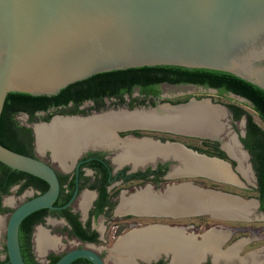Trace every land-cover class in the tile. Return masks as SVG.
<instances>
[{"label": "water", "instance_id": "obj_1", "mask_svg": "<svg viewBox=\"0 0 264 264\" xmlns=\"http://www.w3.org/2000/svg\"><path fill=\"white\" fill-rule=\"evenodd\" d=\"M143 66L220 73L241 79L264 93V0H0V112L8 93L18 91L52 95L66 84L84 77ZM203 91L207 95L190 96L176 102L160 101L154 105L130 107L118 105L92 109L89 113L55 112L48 119L37 118L26 125L31 128L35 149H48L50 155V145L37 146L34 127H45L47 140H55L63 124L54 126V119L84 126L79 130L83 136L77 143L75 140L72 142L79 133L77 131L71 133L73 138H66L71 146L68 147L70 156L90 147L117 152L121 147L98 142L94 131L97 126L91 124L94 127H89V124L92 120H107L114 114L136 112L147 121L111 128L109 137L115 140L146 139L158 146L173 144L180 147L184 155L180 157L173 152L154 150L142 156L135 153L134 158L129 157L117 165L129 163L131 168H136L153 165L158 159H169L174 165V172L201 174L218 181H229L222 177L220 169L215 170L218 172L215 175L197 163L192 168L186 166V157L191 155L199 160L222 162L225 170L237 177L230 162L222 157L198 152L174 139L160 140L129 132L120 134L138 128L215 139L226 154L233 157L223 145L220 135L226 128V106L211 99L214 87H207ZM228 94L250 103L239 94ZM215 107L216 110L212 109ZM201 109L215 116L209 121L211 125H206V114L199 115L201 112L198 110ZM240 121L243 123V118ZM209 125L213 127L207 130ZM240 133H243V129ZM231 136V141L241 148L233 132ZM242 150L247 157L246 150ZM0 162L35 175L47 184L41 192L16 204L5 221L7 260L10 264H25L18 244L19 222L36 209L53 207L58 179L53 167L45 160L1 143ZM237 165L238 162L234 167L236 170ZM182 188V194L175 192ZM192 190L201 196L188 199V193ZM218 195L224 198L221 200L223 203L217 201ZM146 197L137 205L136 211L173 217L201 213L214 217L251 218L256 216L258 204L256 198H243L191 181L171 183L162 192L149 193ZM76 257H84L92 264H103L99 255L87 247L70 248L50 264H68Z\"/></svg>", "mask_w": 264, "mask_h": 264}, {"label": "flooded vegetation", "instance_id": "obj_2", "mask_svg": "<svg viewBox=\"0 0 264 264\" xmlns=\"http://www.w3.org/2000/svg\"><path fill=\"white\" fill-rule=\"evenodd\" d=\"M164 84L180 85L186 88V90L189 88L198 89L203 95H207V92L203 91V89L210 87L192 82L173 83L160 81L155 85V91L143 92L137 85H134L130 92L120 93L122 97L121 99L115 96H103L101 103H95L92 99L86 98L81 100L80 103L76 105V108L83 109L84 112L92 109H100L105 106V104H103L105 98L112 99L113 102L111 104L114 106L123 105L130 107L141 104L154 105L160 101H165L163 99L167 100L168 98V95L163 94L161 91ZM182 92H184V90ZM214 92L216 95L229 93H218L216 88ZM185 94L186 92L182 93L176 101L185 100L188 97L195 95V92H191L190 95L180 98ZM212 96L213 94H210V97L213 100ZM241 101L250 105V103L245 100ZM84 102L88 103V108H82ZM71 108H73L71 101H67L63 105L59 104L56 106H50L46 109L35 110L33 112L35 115L33 118H30L24 111H16L13 114V118H15L17 114H23L28 122L35 120L38 116L44 115L48 112H51V114L55 112L69 113L68 110ZM226 109L231 123H228V127L227 125L226 128L224 127V131L220 135L223 141L230 142L233 140L231 136V132H233L234 138L240 141L241 148L235 145L234 142H231L235 145L236 150L242 155L243 164H245L247 169L249 168L248 179L241 173L242 171L240 172L238 168L237 170L234 168L238 162L236 155L231 154L235 159L228 156L225 150L221 148V144L218 140L192 135L172 134L164 130L155 129L145 130L136 128L122 131L120 134L129 132L136 136L145 135L151 136L152 138H159L160 140L174 139L177 141H180L177 139V136H190L197 138L198 141L194 144L180 142L186 147L195 149L198 152L216 155L228 160L232 169L235 170L237 178L241 181V184L231 181H218L201 174L189 175L174 172V165L169 159H158L153 165L148 164L144 167L136 168H131L129 163L117 165L119 162L114 160V157L118 156V153L115 155L116 151L114 152V150H105L98 147L87 148L74 156H66L61 161L54 158L56 164H52L51 158L49 157L51 156L49 150H43V153L39 154L34 147L33 140L31 139L29 141L30 147L24 153L39 157L53 167L58 179V192L55 199L52 201L53 207H42L36 209L37 211H32L33 213L31 214V217H29L30 222L27 226H22L21 246L19 240L18 244L20 253L23 248L21 257L24 263L50 264L60 254L70 248L87 247L99 255L103 264H264V245L263 247H260V250L259 247H249V241L255 236L253 234H250L249 236L241 235L239 234L240 232H237L238 230L242 231L248 227L235 224L227 225L218 221L209 222L207 220L196 222L174 221L173 218L185 217L187 215L175 217L169 215H148L136 211L138 210L136 209L138 206L135 207L136 204L147 198L144 197L141 199L138 197L137 195L140 193L145 192L147 196L149 193H160L171 183L179 181H191L193 184L199 186L217 189L214 184L208 186L203 182L204 180H210L234 187H249L252 189L255 193L254 196L246 198H256L258 204L256 206L255 214L257 217H264V209L260 208L261 197L259 179L253 166L251 153L241 139V137L245 136L246 131L245 116L244 114H241L238 118H234L232 111L227 107ZM241 118H243V133H240V130L234 125L235 120H240ZM16 122L18 125L30 128V126L21 124L17 120ZM227 130H229L228 133H226ZM23 132L24 131H22L21 128H17L14 134L17 138L23 139L24 142H27L28 134H24ZM242 149L247 152L249 165L245 161L247 157L244 155ZM220 152H222L224 156ZM123 157L122 161L128 159L127 155H123ZM131 157L132 156H130V158ZM9 170H14V172L21 171L12 168ZM19 172L15 173L21 175ZM25 173L30 174L27 172ZM30 178V175L24 174L0 187V212L5 208L3 201L4 197L9 201L12 196L14 198L27 189L31 190L30 194L22 196V198L16 203L18 204L24 199L39 192V190L33 185V182L36 179L31 178L29 181ZM219 190L237 194L227 190ZM9 194L12 196L7 197ZM143 216L148 220H140ZM50 222H55L56 225L53 228L45 227L50 224ZM149 227L162 228L168 231H173L174 233L172 232L173 235L170 236L162 235L157 238L153 237L152 232L147 233L146 230H144V228L146 229ZM213 228H217V231H225L224 237H217L215 232H212V238L211 236H206L205 234L210 232L209 230H212ZM38 229L43 230L49 237H55L57 245L62 243L63 240H70L72 242V247L63 249L61 252H54L53 247L47 246L44 249L45 251L43 250L38 254L35 241ZM50 230L53 231L51 232ZM18 231L19 229H17V235ZM136 234L142 235L140 237H132V235L134 236ZM142 237L146 238L142 239ZM132 238L135 241H133ZM121 241H124L127 245L131 246L126 248L121 246L123 247L121 248L119 246ZM132 243L134 244L133 246ZM139 244L145 245V247H140L139 249ZM146 247L151 251H146ZM0 248V264H10L7 260L4 242ZM227 252L230 253L228 258H226V255L228 254ZM68 264H92V262L84 257H76Z\"/></svg>", "mask_w": 264, "mask_h": 264}, {"label": "trees", "instance_id": "obj_3", "mask_svg": "<svg viewBox=\"0 0 264 264\" xmlns=\"http://www.w3.org/2000/svg\"><path fill=\"white\" fill-rule=\"evenodd\" d=\"M160 81L192 82L202 86L214 87L218 93L233 92L239 94L250 102L251 108L264 123V93L241 79L194 69L143 66L111 70L84 77L66 84L52 95H33L18 91L5 94L0 112V143L23 153L30 147L29 141L32 139L30 128L17 124L13 118L16 111H24L30 118H33L35 110L46 109L59 104L63 105L67 101H71L73 108L68 110L69 113L84 112L83 109L76 108V105L83 99L89 98L95 103H101L103 96H115L121 99L120 93L130 92L134 85H137L143 92H150L155 91V85ZM225 106L232 111L234 118H238L241 114L245 116L246 131L245 136L241 139L251 153L253 166L260 183V208L264 209V128L252 120L251 115L238 104L225 103ZM50 115L51 112H48L41 115L40 118L48 119ZM17 128H21L24 134H28L27 142L16 137L14 132ZM220 153L224 156L222 152ZM9 169L10 167L0 162V187L24 174L36 179L33 185L39 192L47 186L46 182L37 176L26 174L24 171H15L21 173L19 175L14 170ZM33 212L24 216L19 222L18 240L20 246L22 226H27L30 222L29 217ZM22 251L23 248L21 253Z\"/></svg>", "mask_w": 264, "mask_h": 264}, {"label": "bare ground", "instance_id": "obj_4", "mask_svg": "<svg viewBox=\"0 0 264 264\" xmlns=\"http://www.w3.org/2000/svg\"><path fill=\"white\" fill-rule=\"evenodd\" d=\"M203 103H205V102L203 101ZM212 109L216 110L217 108L215 107ZM198 111L201 112L199 115H201V114L203 115V113L206 114V116L203 115L206 118V120H205L206 125H208V124L211 125V123L209 121H211V119L214 118L215 116L206 110L204 111V109H201ZM199 117L202 118V116H199ZM101 120L102 121L92 120L91 123L89 124L90 125L89 127H94L91 124H95L97 126V128L94 131H96V134L99 138V139H97L98 142L103 141V142H107V143H113V144H117L119 147H121L120 150H118L115 153V155L118 153V156L114 157V160L116 162H121L122 158H124L123 155H127V158H129L130 156L135 157L134 156L135 153L142 156L144 153H150V152H153L154 150L173 152L174 154H177V155L179 154L180 157L184 155L183 150L180 147L173 145V144H164L162 146H158V145H156V144H154V143H152L146 139L134 140V139H130V138H123L121 140H115V139H112L109 137L110 136L109 130L111 128L119 127V126H125V125H131V124H136V123H143V122L147 121V119L145 117L138 115L136 112L130 113L128 115L114 114L112 116H109L107 118V120H103V119H101ZM52 124L54 126L55 125L58 126L60 124H63L58 129V135H57L56 139L55 140H49V139L47 140V138L44 134V132L46 130L45 127L40 126V125H36L34 127L35 131H36V143H37V146L50 145L52 157L55 159L57 158V160L59 159V161H61V160H63L64 157L70 156V150H68V147H71V146H69V144H67L66 138L70 139L72 137L71 133L77 131L79 133L76 132L77 135L74 138L72 137L73 138L72 142L75 140V143H77V141L81 140V138L83 136V133H81L79 130L84 129V126H81V125H78L77 123H72V122L66 123L65 120L60 121V119H54L52 121ZM210 125L208 126V128H206L207 130L211 129L213 127ZM50 127H51V125H50ZM225 142L226 141H224L223 145L225 144ZM227 142L225 144V147L228 149V151L231 154L236 155V157L238 158V166L237 167H238L239 171L240 172L242 171L241 173L244 174V176L248 179L249 178V171H248L249 168L247 169L245 164H243L242 155L236 150L235 145L231 141L228 143ZM77 145L79 146V144H77ZM73 149H75V148H73ZM186 159L188 162L186 165L187 168H192L193 164L197 163L198 166L211 170L210 172H212L215 175H217V173H218L217 171L220 169L219 170L220 174L222 175V177L224 179L229 180L231 182H237L238 184H241V181H239V179L233 173H230V172L225 170V167H224L225 165L222 162L217 163V162L210 161V160H208V161L203 160V159L199 160L197 157H194L191 155L186 157ZM215 170H217V171H215ZM182 190H183V188L179 189V191L177 190L175 192L182 194ZM192 191H190V193H188L189 194L188 199H197V198H199V196H201L200 193H194L196 191H194V190H192ZM137 196L140 197L141 199H143L144 197L146 198L147 194L144 192V193L138 194ZM220 196L221 195L217 196L218 197L217 201L220 203H223L222 201L224 198H221ZM139 203H141V202H139ZM138 204H136L135 207H137ZM144 230H146L147 233L152 232L153 237H157V238H159L158 236H162V235L170 236V235H173V233H174L173 231H168L166 229L153 228V227L152 228H146V229L144 228ZM217 230H218L217 228H213L212 230H209L210 232H208L205 235L211 236V238H212L213 237L212 232H215L217 237L223 238L225 231H222V230L217 231ZM139 234H136L134 236L132 235V237H135V236L140 237L142 235V234L141 235H139ZM145 238L146 237H142V239H145ZM132 240L135 241L133 238H132ZM35 241H36V251L38 254L41 253L47 246H51V247L57 246V240H55L52 237L47 236V234H45L44 231L41 229L37 230ZM133 245L134 244L132 243V246ZM163 245H164V243H163ZM119 246L120 247L123 246L124 248H126V247L131 246V245H127L126 242L121 241ZM123 247H121V248H123ZM138 247H139V249H140V247L144 248L145 245L139 244ZM145 250L151 251L147 247ZM229 256H230V253H228L226 255V258H228ZM242 262H243V259H242ZM127 264H129V263H127Z\"/></svg>", "mask_w": 264, "mask_h": 264}, {"label": "rangeland", "instance_id": "obj_5", "mask_svg": "<svg viewBox=\"0 0 264 264\" xmlns=\"http://www.w3.org/2000/svg\"><path fill=\"white\" fill-rule=\"evenodd\" d=\"M183 90H184V92H186V94L180 98H184L186 95L187 96L190 95L191 92H195V95H193L195 97L203 96V94L200 93L199 92L200 90H198V89L189 88L188 90H186V88H184L183 86H180V85L164 84L162 86L161 91L163 94L168 95V98H167V100L166 99H163V100L170 101V102L176 101V100H178L177 98H179V96L182 93H184V92H182ZM196 92H198V93H196ZM212 94H213V96H212L213 101H215L217 103L224 105V103H226V102H233V103L238 104L239 106L244 108L251 115L252 120H254L260 127L264 128V123L260 120L257 113L251 108V106L249 104H247L246 102L241 101L240 99H237L236 97H233L229 94H217L216 95L215 92H213ZM112 102H113L112 99L105 98L103 101V104H105V106H103L101 109L109 108V107H115L114 105L111 104ZM87 104H88L87 102H84L82 104V108H88L89 106ZM90 111L87 110L86 112L89 113ZM40 116H38L37 118L41 119ZM14 119L17 120L21 124L27 123V120L23 114H17ZM225 123H226V125H228V123H231L228 115H226ZM234 125L237 126V128L240 131L242 130L243 123L240 120H235ZM177 139H179L182 142H188V143H193V144L197 143V141H198L197 138L190 137V136H177ZM38 153L42 154L43 152L38 151ZM49 157L51 158V163L56 164L54 158L52 156H49ZM248 159L249 158L247 156L245 161L248 162L249 161ZM249 181H250V179H249ZM203 182H204V184H206L208 186L214 184L215 187H217V189L231 191V192L237 193L238 195H240L241 197H244V198L252 197L255 194L254 191L252 189H250L249 187L239 188V187H234V186H231L228 184L213 182L210 180H204ZM30 193H31V190L27 189V190L23 191L21 194H19L18 196H15L14 198L11 194H9L7 197L12 196V198H13V199L11 198V200H9V201H7L5 199V197L3 198L5 208L0 212V247H1L2 243L4 242L5 221L7 219V216L9 214L11 208L22 198V196L28 195ZM173 219H174V221H190V222H192V221H195V222L196 221H206V220L209 222L218 221V222H221L222 224H227V225H234L235 224L238 226H245L248 228L244 229L242 231L238 230L237 232H240L239 234H241V235L249 236L250 234H253L255 236L252 238L251 241H249L248 246L249 247L254 246L257 248L259 247V250H260V247L261 246L263 247V245H264V217L255 216V217H251V218H230V217H221V216H218V217L215 216L214 217V216H209L207 214H202V215H196V216L191 215V216H185V217H179V218H173ZM140 220L144 221V220H148V219L143 216L140 218ZM50 224L46 225L45 227L53 228L56 225L55 222H52V223L50 222ZM50 231L52 232L53 230H50ZM53 233H56V232H53ZM52 238H54L56 240L55 237H52ZM110 239H111V237H110ZM70 247H72V242L70 240H68V241L63 240L62 243L53 247V251L54 252H61L63 249H68ZM245 248H246V245H245Z\"/></svg>", "mask_w": 264, "mask_h": 264}]
</instances>
